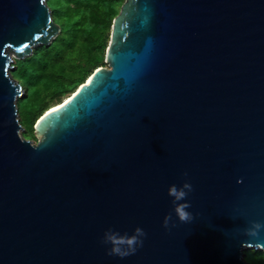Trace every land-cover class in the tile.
I'll return each instance as SVG.
<instances>
[{
  "label": "water",
  "instance_id": "95a60500",
  "mask_svg": "<svg viewBox=\"0 0 264 264\" xmlns=\"http://www.w3.org/2000/svg\"><path fill=\"white\" fill-rule=\"evenodd\" d=\"M59 32L47 0H0V264H249L245 251H264V0H125L106 66L38 118L34 143L11 71ZM186 181L194 219L166 229L167 189ZM137 227L134 255H107V230Z\"/></svg>",
  "mask_w": 264,
  "mask_h": 264
},
{
  "label": "trees",
  "instance_id": "16d2710c",
  "mask_svg": "<svg viewBox=\"0 0 264 264\" xmlns=\"http://www.w3.org/2000/svg\"><path fill=\"white\" fill-rule=\"evenodd\" d=\"M125 0H47L60 32L48 46L34 48L30 57L16 60L12 77L24 94L17 100L25 139H36L34 125L51 106L71 95L99 67L113 19ZM249 264H264V251H245Z\"/></svg>",
  "mask_w": 264,
  "mask_h": 264
},
{
  "label": "clouds",
  "instance_id": "9594fccd",
  "mask_svg": "<svg viewBox=\"0 0 264 264\" xmlns=\"http://www.w3.org/2000/svg\"><path fill=\"white\" fill-rule=\"evenodd\" d=\"M187 176V173L183 174ZM193 191V186L189 182H184L179 187L175 184L170 185L167 189V196L171 198L172 203V212L166 215L163 219V227L169 228L170 222L172 221L173 215L176 220L180 223H191L194 219L193 214L188 211L191 207L190 203L181 201H187L189 194ZM172 227L175 224H171ZM261 225L256 223L252 225L247 230V235L250 237H257ZM146 236V233L143 229L137 227L133 230L132 235L120 234L111 229L107 230L101 240L102 244L110 245L107 255L117 256L120 258H125L131 255H134L138 248L143 246V241Z\"/></svg>",
  "mask_w": 264,
  "mask_h": 264
},
{
  "label": "rangeland",
  "instance_id": "374dc122",
  "mask_svg": "<svg viewBox=\"0 0 264 264\" xmlns=\"http://www.w3.org/2000/svg\"><path fill=\"white\" fill-rule=\"evenodd\" d=\"M18 119H19V118H18ZM19 120H20V119H19ZM23 132H24V129L22 128V129L19 131V135L22 136V137H24ZM30 140H32L34 143H36V139H35V140H34V139H30Z\"/></svg>",
  "mask_w": 264,
  "mask_h": 264
},
{
  "label": "bare ground",
  "instance_id": "6f19581e",
  "mask_svg": "<svg viewBox=\"0 0 264 264\" xmlns=\"http://www.w3.org/2000/svg\"><path fill=\"white\" fill-rule=\"evenodd\" d=\"M65 99H67V98H65ZM64 99V100H65ZM57 105H54V106H51L50 108H48L46 111H53V110H55V109H57Z\"/></svg>",
  "mask_w": 264,
  "mask_h": 264
},
{
  "label": "snow or ice",
  "instance_id": "6c2138e0",
  "mask_svg": "<svg viewBox=\"0 0 264 264\" xmlns=\"http://www.w3.org/2000/svg\"><path fill=\"white\" fill-rule=\"evenodd\" d=\"M28 45H25L24 47H27Z\"/></svg>",
  "mask_w": 264,
  "mask_h": 264
}]
</instances>
